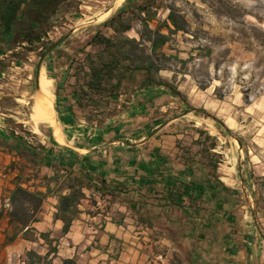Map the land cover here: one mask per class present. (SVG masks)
Masks as SVG:
<instances>
[{
    "label": "crops",
    "instance_id": "1",
    "mask_svg": "<svg viewBox=\"0 0 264 264\" xmlns=\"http://www.w3.org/2000/svg\"><path fill=\"white\" fill-rule=\"evenodd\" d=\"M72 1L1 4L0 82L23 90L2 91L0 99L18 103L30 98L26 85L31 76L5 72L30 68L33 47L47 49L49 41L61 40L39 68L54 87L55 126L38 127H53L50 140L27 142L19 117L15 128L0 126L1 245L14 253L32 243L30 233L47 237L55 231L65 238L70 254L264 264V239L247 225L246 231L240 228L239 193L234 177L223 173L217 134L185 124L188 114L175 111L181 103L155 61L160 47L154 32L166 35L159 31L158 15L135 11V0H130V6L123 2L101 21L69 19L67 24ZM12 4L17 7L6 24L3 8ZM129 9L135 21L127 20V29L109 22L116 11ZM164 26L171 28L168 20ZM17 188L42 197L38 221L27 226L8 217ZM64 199L69 200L65 209Z\"/></svg>",
    "mask_w": 264,
    "mask_h": 264
},
{
    "label": "rangeland",
    "instance_id": "2",
    "mask_svg": "<svg viewBox=\"0 0 264 264\" xmlns=\"http://www.w3.org/2000/svg\"><path fill=\"white\" fill-rule=\"evenodd\" d=\"M123 2L130 6V0L72 1L69 5L72 16L64 18V22L68 24L69 19H73L83 24L97 18L101 21L118 10ZM134 3L135 11L158 15L159 31L166 32L168 47L164 52L160 49L155 61L163 70L162 76L168 81L170 92L178 93L175 97L181 104L175 111L188 114L182 119L185 124H196L217 134L223 173L234 177V187L239 193L240 228L246 231L245 225L249 226V230L263 241L264 0H135ZM169 9L176 16L178 31H173L169 21L171 28L164 26ZM132 12L130 9L121 12L114 22L116 27L121 29L127 26V20L135 21ZM53 42L49 41L47 47ZM40 47L31 49L30 68L5 72L21 77L30 75L26 90L31 92V97L18 103L9 97L0 99V126L15 128L13 122L17 117L24 119L21 120L25 126L20 130L21 137L33 144L50 140L53 128L42 126L38 129L39 125L48 124L39 123L34 127L31 123L32 101L38 95L35 89L37 65L46 50ZM0 85V92L13 88L23 90L18 84L13 87L0 82ZM59 132L57 130V137L62 141ZM2 229H5L3 224L0 225ZM10 232L5 230L7 235ZM60 235L51 231L41 242L37 234L30 233L28 238L32 243L25 248L17 247L14 253L0 243V264H62L65 260H73L75 264L180 262L175 256L163 259L152 254H142L137 259L135 254H70L65 238ZM58 244L61 245L60 254H51ZM83 247L81 245L80 250Z\"/></svg>",
    "mask_w": 264,
    "mask_h": 264
},
{
    "label": "trees",
    "instance_id": "3",
    "mask_svg": "<svg viewBox=\"0 0 264 264\" xmlns=\"http://www.w3.org/2000/svg\"><path fill=\"white\" fill-rule=\"evenodd\" d=\"M5 0H0V12L1 10V4L2 2H4ZM59 0H41V4L42 5H52L55 2H58ZM4 4V3H3ZM17 5L16 4H12V5H5V7L3 9L4 10V14L2 15V19L3 21L8 24L11 22L13 16H14V12L16 9ZM121 15V11L119 10L110 20L109 22H115L116 18H119ZM168 21L171 23V25L174 27V32L180 30V26L177 23L176 20V16L173 12V10L169 9V14H168ZM167 27V26H166ZM127 29V26L122 27L120 30H125ZM169 29V28H168ZM172 30H169V32ZM154 43H157L158 46L160 47V49H162L163 45L167 42V36L165 35H161L158 32H154ZM148 39L149 36H147ZM174 95H178V93L176 91L172 92ZM10 203L12 205V209L10 210V212L8 213V217L11 221L19 223L21 225H26L29 223H33L38 221V218L35 216V213L37 212V210L40 208L41 203H42V197L37 195V194H33L28 192L27 190L23 189V188H17L13 191L11 197H10ZM69 204V200L68 199H64L61 203V207L63 209H65ZM27 213L32 214L30 217L27 216ZM27 229H29L27 227ZM68 229V226H64L63 227V232H66ZM41 238L45 239L46 236L44 234H41L40 236ZM53 253H56V249H53ZM28 256L32 255V254H27ZM34 255V254H33ZM37 259H39V257H37ZM30 264V263H29ZM62 264H75V262L73 260H65L63 261Z\"/></svg>",
    "mask_w": 264,
    "mask_h": 264
},
{
    "label": "bare ground",
    "instance_id": "4",
    "mask_svg": "<svg viewBox=\"0 0 264 264\" xmlns=\"http://www.w3.org/2000/svg\"><path fill=\"white\" fill-rule=\"evenodd\" d=\"M37 93L38 95L32 101V112L30 115L32 125L36 127L39 123H46L50 126H55L54 109L52 107L54 87L52 80L46 76L44 68L40 69L37 77Z\"/></svg>",
    "mask_w": 264,
    "mask_h": 264
},
{
    "label": "water",
    "instance_id": "5",
    "mask_svg": "<svg viewBox=\"0 0 264 264\" xmlns=\"http://www.w3.org/2000/svg\"><path fill=\"white\" fill-rule=\"evenodd\" d=\"M60 41L61 40H58V41L54 42L53 44H51V46H49L45 50L44 54L41 56L39 64H38V68H37V71H36V80H37V77H38V74H39L40 65L43 62L44 58L47 56V54H49L60 43ZM36 90H37V86H36Z\"/></svg>",
    "mask_w": 264,
    "mask_h": 264
},
{
    "label": "built area",
    "instance_id": "6",
    "mask_svg": "<svg viewBox=\"0 0 264 264\" xmlns=\"http://www.w3.org/2000/svg\"><path fill=\"white\" fill-rule=\"evenodd\" d=\"M6 206H8V203L6 204Z\"/></svg>",
    "mask_w": 264,
    "mask_h": 264
}]
</instances>
